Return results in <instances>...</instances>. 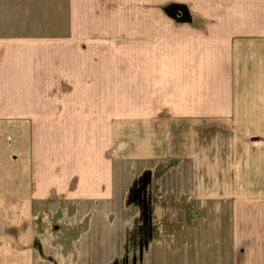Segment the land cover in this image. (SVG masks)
<instances>
[{
    "label": "crops",
    "instance_id": "crops-1",
    "mask_svg": "<svg viewBox=\"0 0 264 264\" xmlns=\"http://www.w3.org/2000/svg\"><path fill=\"white\" fill-rule=\"evenodd\" d=\"M171 6L188 20L171 17ZM159 9L180 23H157ZM158 29L165 34L157 38ZM125 42L163 46L164 57L155 55L163 65L158 75L148 65L134 78L179 79L186 87L192 81L196 90L180 93L176 115L211 118L214 128L208 196L219 216L211 251L204 235L196 252L171 255L166 239L162 249L152 238L149 263L170 256L179 264H264V0H0V264H76L77 241L85 239L100 257L94 264H110V256L125 255L126 233L139 214V246L151 235L146 210L135 205L132 222L124 213L117 227L103 228L110 223L109 187L93 180L92 167L87 172L91 151L78 169L76 130H66L76 125L78 97L108 96L118 75L114 60L95 57V48ZM198 88H210L202 100ZM189 95L195 104L184 103ZM145 190L143 183L136 188L139 203ZM79 208L89 217L80 237ZM98 212L104 216L91 219ZM80 254L87 259V251Z\"/></svg>",
    "mask_w": 264,
    "mask_h": 264
},
{
    "label": "rangeland",
    "instance_id": "rangeland-1",
    "mask_svg": "<svg viewBox=\"0 0 264 264\" xmlns=\"http://www.w3.org/2000/svg\"><path fill=\"white\" fill-rule=\"evenodd\" d=\"M171 11V8L166 10ZM156 17L157 23H180L167 17L161 9ZM164 34L158 29L157 38ZM188 34L191 32H186ZM131 43L125 42L121 47L95 48V57L114 60L112 67L118 75L109 80L108 96L96 95L94 91L86 97H78L77 103L85 111L78 106L75 127L66 129L71 135L76 130L78 169H85L83 166L91 151L92 163L86 168L87 172L92 167L93 180L109 187L112 200L108 211L110 223L104 224L103 228L106 226L108 231L111 227L115 228L117 217L124 213L125 219L132 222L136 217L132 212L134 208H131L134 205L138 207L135 208L138 212L146 210V222L152 225L151 235H146V241L139 246V238H143L142 234H138L142 225L139 214L126 233L125 255L118 258L110 256L109 263L133 264L138 260L141 264H148V245L152 238L162 241V249L166 239V252L171 255V250L178 248L189 253L196 252V239L204 235L205 250L209 253L212 248L213 218L219 216V205L208 196L212 191L213 168L214 128L211 118L194 119L187 114L176 115L182 107L180 93L188 94L196 90L192 81L186 87L179 79H135V72L140 66L147 68L149 65L153 74L158 75L163 65L157 59L164 57L166 49L163 46L140 49L130 46ZM85 49L80 48L82 53ZM109 70L114 72L111 68ZM208 89H197L199 99H204L202 91ZM171 91L174 95L172 103H169L168 92ZM184 97H187L184 98L185 104L196 103V95ZM204 103L201 101V104ZM142 183L146 185L145 197L139 203L138 197L134 196L137 194L136 188ZM44 210L47 212L48 209ZM75 210L71 209V212ZM78 212L80 225L77 232L80 237L88 228L89 217L82 208ZM100 215L104 216V213H92L91 219L98 216V221ZM70 216L74 217L72 213ZM85 243L93 244L94 241H77L78 247L74 250L77 252L76 264H94L93 259L98 257L91 255V248L85 247ZM86 251L88 256L84 260L82 257L85 255L80 253ZM168 257L167 261L163 258L158 264L180 263Z\"/></svg>",
    "mask_w": 264,
    "mask_h": 264
},
{
    "label": "water",
    "instance_id": "water-1",
    "mask_svg": "<svg viewBox=\"0 0 264 264\" xmlns=\"http://www.w3.org/2000/svg\"><path fill=\"white\" fill-rule=\"evenodd\" d=\"M172 9L171 12H167L171 17H173L175 20L180 21V22H185L188 20L186 18V13L182 10L181 7L179 6H171Z\"/></svg>",
    "mask_w": 264,
    "mask_h": 264
}]
</instances>
